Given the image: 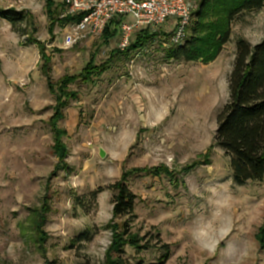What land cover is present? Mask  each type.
<instances>
[{
    "label": "rangeland",
    "instance_id": "obj_1",
    "mask_svg": "<svg viewBox=\"0 0 264 264\" xmlns=\"http://www.w3.org/2000/svg\"><path fill=\"white\" fill-rule=\"evenodd\" d=\"M193 1L195 14L201 1ZM53 2L50 8L46 0H0L1 9H15L28 22L21 36L0 18V264H108L120 256L119 241L127 264H264L257 240L264 180L236 185L229 159L214 145L236 41L261 43L264 8L237 15L212 60L224 24L212 5L198 33L205 39L201 58L186 62L167 56L171 22L139 52L114 54L120 35L65 49V26L57 21L65 7ZM211 22L217 35L207 38ZM42 49L53 84L79 74L93 55L105 71L94 82L70 84L65 92L78 97L59 107ZM58 112V127L67 132L66 169L54 149L51 119ZM164 166L169 173L157 176L138 170ZM123 174L137 195L128 228L126 218L113 217L108 189ZM84 232L88 240L80 239Z\"/></svg>",
    "mask_w": 264,
    "mask_h": 264
},
{
    "label": "trees",
    "instance_id": "obj_2",
    "mask_svg": "<svg viewBox=\"0 0 264 264\" xmlns=\"http://www.w3.org/2000/svg\"><path fill=\"white\" fill-rule=\"evenodd\" d=\"M198 10L192 15L196 16L195 25H191L186 29L190 36L186 38L184 43L174 44L168 49V58L177 61H186L199 59L200 46L199 42L205 40L198 36V33L205 26L203 21L209 16L205 13L212 5L217 6L216 10H222L220 21L222 24L219 34L220 40L212 55V60H215L220 52L221 46L229 41L231 29H229L232 20L240 13L245 11H255L264 8V0H200ZM47 6L51 8L54 4L53 0H46ZM228 8L227 11H223ZM215 10V11H216ZM0 18L9 22L13 31L25 36L26 31L21 32V26L28 23L26 17L17 10H4L0 8ZM78 18V17H77ZM77 18L63 17L58 19L62 25H66ZM123 19L116 18L105 29L101 37L104 44H109L110 41L120 35V27ZM216 24L209 23L206 27L207 38H213L217 35ZM219 26L217 25V28ZM201 28V30H200ZM159 37L158 32H153L150 28L138 31L130 44V48L126 51L117 50L115 53H123L125 55L131 52L142 51L145 46ZM236 53L231 74L228 78L229 97L227 103L222 106L217 116V127L214 138V145L224 151L225 157L230 161L231 171L235 184L244 185L251 182H262L264 180V39L261 43L252 45L247 40L239 39L236 41ZM42 49V59L44 60L45 76L48 79L49 90L57 95V103L59 107L65 105L66 97H69L66 88L81 79L85 83L94 82L95 77H100L105 71L104 66L98 67L95 62V56L88 61L86 67L79 73L65 75L61 77L56 84L51 82L49 75V63L51 58L45 54ZM71 98L78 97V93H72ZM64 118V114L59 112L51 119V126L55 138L54 149L58 153V158L61 161L62 168L68 167L64 163L68 156V150L63 143V136L67 134L66 130L58 127L59 120ZM142 175L157 176L169 170L167 167H150L149 169H138ZM113 195V217L126 218L124 227L128 228L129 223L134 219L135 201L137 195L129 190L126 177L123 174L120 182L108 186ZM98 192L92 194V199H96ZM48 209L45 208L44 213ZM128 229H125L127 231ZM38 232H40L38 230ZM128 234V233H126ZM90 237L84 232L80 235V239L88 240ZM257 240L264 249V224L259 228ZM119 241V237H118ZM128 243L133 248H138L139 242L136 239H130ZM115 251L120 253L119 258L111 261L108 264H127L122 259L123 244L119 241L115 245Z\"/></svg>",
    "mask_w": 264,
    "mask_h": 264
},
{
    "label": "built area",
    "instance_id": "obj_3",
    "mask_svg": "<svg viewBox=\"0 0 264 264\" xmlns=\"http://www.w3.org/2000/svg\"><path fill=\"white\" fill-rule=\"evenodd\" d=\"M193 0H62L63 17L77 18L65 25L62 46L65 49L87 39H100L116 18L123 19L118 47L128 50L134 35L150 28L172 23L170 44L183 41L193 16ZM130 19V20H129Z\"/></svg>",
    "mask_w": 264,
    "mask_h": 264
},
{
    "label": "water",
    "instance_id": "obj_4",
    "mask_svg": "<svg viewBox=\"0 0 264 264\" xmlns=\"http://www.w3.org/2000/svg\"><path fill=\"white\" fill-rule=\"evenodd\" d=\"M100 155L102 158H104V156H105L103 151L100 152Z\"/></svg>",
    "mask_w": 264,
    "mask_h": 264
}]
</instances>
